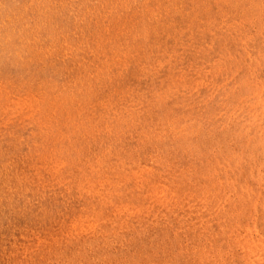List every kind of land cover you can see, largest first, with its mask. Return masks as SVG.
Segmentation results:
<instances>
[{
  "label": "rangeland",
  "instance_id": "obj_1",
  "mask_svg": "<svg viewBox=\"0 0 264 264\" xmlns=\"http://www.w3.org/2000/svg\"><path fill=\"white\" fill-rule=\"evenodd\" d=\"M263 104L264 0H0V264H264Z\"/></svg>",
  "mask_w": 264,
  "mask_h": 264
},
{
  "label": "bare ground",
  "instance_id": "obj_2",
  "mask_svg": "<svg viewBox=\"0 0 264 264\" xmlns=\"http://www.w3.org/2000/svg\"><path fill=\"white\" fill-rule=\"evenodd\" d=\"M239 12V11H238ZM230 32V31H229ZM237 32V31H236ZM249 32V31H248ZM212 36V35H211ZM255 42V41H254ZM248 43V42H247ZM143 63V62H142ZM261 99V98H260ZM264 105V104H263ZM255 118V117H254ZM247 122V121H246ZM225 140V139H224ZM256 148V147H255ZM234 156V155H233ZM228 164V163H227ZM218 165V164H217ZM154 168V167H153Z\"/></svg>",
  "mask_w": 264,
  "mask_h": 264
}]
</instances>
